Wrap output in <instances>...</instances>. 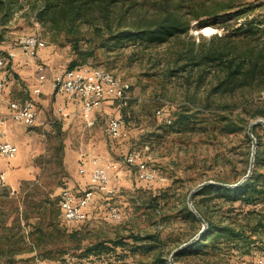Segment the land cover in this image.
<instances>
[{
    "label": "rangeland",
    "instance_id": "1",
    "mask_svg": "<svg viewBox=\"0 0 264 264\" xmlns=\"http://www.w3.org/2000/svg\"><path fill=\"white\" fill-rule=\"evenodd\" d=\"M247 1L261 3L264 0ZM228 2L231 1L180 0L181 9L189 16L201 15L199 19L191 17L188 34L160 45L146 47L126 42L110 49L98 38L100 30L106 26V17L102 14L90 16L92 20L82 21L71 33H57L50 23L37 18L36 11L42 0H18L22 7L2 27L0 39V53L11 49L18 51V56L0 69V74L3 70L10 73V81L1 91V106L5 107V112L8 111V99H25L26 96L33 97L38 108L41 95L31 96L29 88L38 83L36 69L40 65L51 73L63 71L72 60H77L79 65L91 64L111 72L119 80L129 83L131 88L123 104L119 100H109L102 105L97 123L91 129L84 127L78 112L68 119L56 113L55 94L50 105L40 106L41 114L38 113L46 120H54L52 125L35 127L11 119L7 125H0V140L7 139L19 146L14 158L0 156V167L7 175L6 185L0 188V264H140L152 260L159 251L169 259L179 244L202 228L201 221L187 220L181 208L186 203L189 205L190 192L199 184L209 180L236 183L246 174L253 140L250 144L245 132L254 120L264 119L250 115L254 103L264 100V91L247 96L241 90L223 95L211 93L212 76L198 86L196 72L171 75L168 70L175 65L173 55L177 47L193 41L207 43L214 34L234 32V28L244 22V17L235 19V7H220ZM122 5L118 3L109 7V20L113 23L124 12L126 6ZM211 9L215 11L209 14ZM249 19L257 20L264 27V7L250 12ZM203 20L208 24L201 26ZM29 34H37L46 46L40 50L41 57H29L20 50L19 39ZM79 51L89 55L81 57ZM18 60L24 64L17 66ZM12 62L18 71L11 68ZM116 113L123 116L124 135L111 139L105 129L108 117ZM179 113L191 116L192 120L188 124L177 123ZM223 114L244 118L241 125L245 129L224 133L220 121ZM259 131L263 133L264 130L259 128ZM131 151L138 154L137 165L123 161ZM96 155H107L109 160L118 162L117 172H112L111 184L116 189L112 195L98 191L89 183L87 175L79 172L81 159ZM141 164L155 167L164 180H143L138 170ZM261 170L264 171V167ZM64 187H69L77 195L89 188L96 191L87 220L70 222L62 219L59 193ZM207 202L212 215L223 222L242 217L240 201L229 204L222 198H215ZM110 206L118 207L121 219L108 217ZM258 208L264 209V206L258 205ZM53 212L58 213L57 217L64 226L81 230L85 237L83 244L113 238H121L128 244L101 257L80 259L77 255L67 254L65 259L43 258L37 254L40 253L38 249L29 250L32 241L27 237L28 224L41 220L43 214L45 221H49ZM21 234L27 239L22 243L24 247L19 241L8 245L9 238L14 241ZM133 234H159L158 241H150L159 247L147 250L144 246L149 243L135 241L129 237ZM62 246L51 242L47 249L56 251ZM2 249L21 251L2 254ZM78 252L74 251V254ZM224 255L221 264H264V250L258 248H253L251 253L230 248ZM209 260L210 257L199 259L186 255L181 262L209 264Z\"/></svg>",
    "mask_w": 264,
    "mask_h": 264
},
{
    "label": "trees",
    "instance_id": "2",
    "mask_svg": "<svg viewBox=\"0 0 264 264\" xmlns=\"http://www.w3.org/2000/svg\"><path fill=\"white\" fill-rule=\"evenodd\" d=\"M230 1L222 3L220 7H235V19L244 17L246 21L244 20L239 26H236L234 32L214 34L207 43L196 44L193 41L177 47L173 55L175 65L169 68L168 73L186 75L196 72L199 77L198 86L209 76H212L211 93L223 95L238 90H241L244 96L249 93H260L264 91V27L257 20L249 19V14L259 7H264V1L261 3L247 0ZM118 3H122V6L125 5L126 8L120 14L118 21L113 23L109 20V7ZM127 3H129L128 6ZM21 7L18 0H0V39L3 35L2 27L8 24L14 12ZM143 10L152 12L139 14L138 11ZM213 11L215 9L209 10L208 13L211 14ZM95 13L106 17V26L100 30L98 38L103 46L110 49H115L116 46L126 42H135L146 47L167 43L173 38L189 33L191 17L197 19L201 17L200 14L189 16L184 12L181 9L180 0H142L141 3L134 0H42L41 6L36 11L37 18L50 23L57 33L75 31L82 21L92 20L90 16L93 17ZM131 14L133 17H130ZM96 17H98L97 14ZM200 23L201 26L208 24L206 20ZM53 39L57 40L56 37ZM78 55L82 57L89 53L79 51ZM79 64L77 60H72L69 67L72 68ZM250 115L252 118H264V100L254 103ZM191 120L189 115L178 114L177 123L188 124ZM243 120L244 118L240 116L231 118L223 114L220 118L223 132L234 133L244 130L245 126L241 125ZM259 128L264 130L262 124H257L253 128L254 136L257 139V148L255 167L250 177L236 186L207 185L195 193L194 205L205 218L207 228L200 238L175 253L174 259L178 264H199L197 262L182 263L181 259L186 255H193L199 259L210 257L209 264H221L220 261L225 256L224 252L230 248H238L242 253H251L253 248L264 250V209L258 208V205L264 206V171L261 170L264 167V131L260 133ZM58 132L61 133V130L58 129ZM245 133L246 139L251 144V136L248 131ZM247 172L248 166L245 173L247 174ZM200 196L201 198L198 200L197 197ZM215 198H222L229 204L240 201L243 205L239 206L243 212L242 217L228 222L214 217L207 201ZM233 207L235 206H230V208ZM246 207L247 210H245ZM181 212L187 220L193 223L200 222L187 203L182 206ZM58 213L57 215L54 212L50 214L49 221H45L46 216L43 214L40 216L41 220L28 224L30 229L27 237H30V241H32L29 250L38 249L40 253L37 254L43 258L65 259L67 254L77 255L80 259L93 256L101 257L116 252L115 250L119 246L124 247L128 244L121 238L83 244L85 237L81 230L78 228L69 229L64 226L57 217ZM62 219L67 221L63 217ZM13 237L15 238L14 235ZM129 237L134 238L135 241L149 243L144 246L147 250L159 247L158 244L150 243L152 240L158 241L159 234L146 236L133 234ZM15 239L13 241L12 237L9 238L8 245L12 246L19 241L23 245L21 247H24L22 243L27 242L24 234H21L19 239ZM51 242L63 246L56 251L47 249ZM41 248L44 249L43 252H41ZM20 251L19 249L1 250L2 254H13ZM74 251L79 252L74 254ZM140 264L171 263L159 251L152 260L142 261Z\"/></svg>",
    "mask_w": 264,
    "mask_h": 264
},
{
    "label": "built area",
    "instance_id": "3",
    "mask_svg": "<svg viewBox=\"0 0 264 264\" xmlns=\"http://www.w3.org/2000/svg\"><path fill=\"white\" fill-rule=\"evenodd\" d=\"M20 50L26 55L34 58L39 57V52L46 46L42 42L26 43L18 41ZM18 56L15 49L0 53V69L5 68L12 60ZM40 69L43 65L39 66ZM47 80L44 73L39 75V85L33 89L34 94L42 92V84ZM10 81V73L3 70L0 74V105L1 91ZM51 87L57 93L66 94L69 97H78L81 100L82 115L86 124L90 127L96 123L94 113L106 101L119 100L123 104L127 98V93L131 87L126 86L124 81L116 80L115 77H103V72L96 71V66L91 64H81L75 67H68L63 71L54 74L51 79ZM8 111L1 112L0 124H5L8 120L23 122L33 126L39 121L38 108L33 97L25 99H8ZM124 119L121 113L110 115L107 119L106 133L111 139L123 137ZM19 151L18 145L11 141L0 140V156L14 158ZM138 154L131 151L124 158L125 164L137 165ZM80 165L81 174H89L90 183L98 191L106 195H112L116 191L112 186V172H117L118 162L109 160L107 155H96L91 159V165L87 164L86 158H82ZM140 177L149 182L162 181L164 178L157 173L155 167H148L144 164L139 166ZM7 183V175L0 167V188ZM95 190L89 188L81 195H77L69 187H64L59 193V207L62 217L70 222H82L90 216V204L95 198ZM108 217L112 220L121 219L122 215L118 207L110 206Z\"/></svg>",
    "mask_w": 264,
    "mask_h": 264
},
{
    "label": "crops",
    "instance_id": "4",
    "mask_svg": "<svg viewBox=\"0 0 264 264\" xmlns=\"http://www.w3.org/2000/svg\"><path fill=\"white\" fill-rule=\"evenodd\" d=\"M42 45H44L43 43H42ZM39 56L41 57L42 56V51H40L39 52ZM18 62H19V64H17V66H21V65H23V64H21L20 63V61L18 60ZM11 63V62H10ZM9 63V64H10ZM9 64H7V66L9 65ZM6 66V67H7ZM11 66V68L12 69H14V71H18L17 69H16V67H15V65H14V63L12 62V64L10 65ZM10 68V69H11ZM37 70V77H38V83L33 87V88H29V92H30V95L32 96V95H36V94H34V92H33V89L36 87V86H38L39 85V75L41 74V73H44L46 76H47V80L42 84V92L40 93V94H37V95H41L40 96V98H39V106H38V113L39 114H41V109H39L40 108V106H44V107H46V106H48V105H50V102H51V97L53 96V94H55V98H56V101H55V106L57 107L56 109H55V112L56 113H61L62 114V116H63V118L64 119H68V118H70L71 117V115H73V113L74 112H78V114H79V116L81 117V120H82V123H83V125H84V127L85 128H89V129H91L92 127H94V126H92V127H90V126H88L87 124H86V120H85V118L83 117V115H82V106H81V100L78 98V97H69L68 95H66V94H62V93H57V92H55L53 89H52V87H51V79L53 78V76H54V74L55 73H57V72H51L50 73V71H47L46 70V68H44V66H43V68L42 69H40L39 68V66H38V68L36 69ZM58 72H60V71H58ZM32 89V90H31ZM27 97V96H26ZM25 97V98H26ZM62 97H64V99L62 98ZM22 99V98H21ZM104 105V104H103ZM102 108V106L100 107V108H98L96 111H95V113H94V117H95V120H96V123H97V120H98V112L100 111V109ZM0 110H1V112L3 113V112H5V107L2 105H0ZM53 122H54V120L53 121H50V120H46L45 119V117H42V115H39V121L37 122V124H35V125H33V126H41V127H47V126H50V125H52L53 124ZM7 123H8V121L5 123V124H0L1 126H5V125H7ZM21 123H23V122H21ZM96 123H95V125H96ZM25 124V123H24ZM3 128V127H2ZM105 131H106V129H105ZM2 133V132H1ZM107 134V133H106ZM1 140H3V141H9V140H7V139H1ZM12 142V141H11ZM14 143V142H13ZM16 144V143H15ZM17 145V144H16ZM19 147V146H18ZM19 152V151H18ZM93 158V156H89V157H86V161H87V164L90 166L91 165V159ZM80 166V165H79ZM79 169H80V167H79ZM80 172V171H79ZM82 175H87V177H88V180H89V183H90V179H89V174H82ZM91 184V183H90ZM94 201V200H93ZM92 201V202H93ZM91 202V203H92ZM91 205V204H90ZM90 207H92V206H90ZM90 207H89V209H90ZM61 210V209H60Z\"/></svg>",
    "mask_w": 264,
    "mask_h": 264
},
{
    "label": "water",
    "instance_id": "5",
    "mask_svg": "<svg viewBox=\"0 0 264 264\" xmlns=\"http://www.w3.org/2000/svg\"><path fill=\"white\" fill-rule=\"evenodd\" d=\"M257 124H262L263 127H264V119H256L254 120L250 126H249V129H248V133L249 135L251 136L252 140H253V145H252V152H251V158H250V166H249V169H248V172L245 176H243V178L241 180H239L237 183H225V182H221V181H214V180H209V181H205L201 184H199L197 187H195L191 192H190V195H189V198H188V203H189V206L190 208L192 209V211L198 216L199 220L202 222V228L190 239L188 240L187 242H184L182 243L180 246H178L170 255V263L171 264H178L175 259H174V255L177 251L181 250L182 248L190 245L192 242H194L196 239L200 238L202 236V234L204 233V231L206 230L207 228V222L205 220V218L203 217V215L197 210V208L195 207L194 205V195L195 193L200 190L201 188L207 186V185H222V186H236V185H239L241 184L244 180H246L248 177H250L251 173L253 172L254 170V167H255V155H256V148H257V139L256 137L254 136V133H253V128L255 125Z\"/></svg>",
    "mask_w": 264,
    "mask_h": 264
},
{
    "label": "bare ground",
    "instance_id": "6",
    "mask_svg": "<svg viewBox=\"0 0 264 264\" xmlns=\"http://www.w3.org/2000/svg\"><path fill=\"white\" fill-rule=\"evenodd\" d=\"M19 41L26 42V43H38V42H41V38L37 34H29V35L22 36L19 39ZM96 71L103 72V77H115L113 74H111V72L110 73L106 72L105 70L101 68L96 67ZM116 80H119V79L116 77ZM124 84L130 87L129 83L124 82Z\"/></svg>",
    "mask_w": 264,
    "mask_h": 264
}]
</instances>
